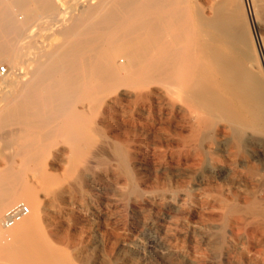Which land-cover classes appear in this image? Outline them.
<instances>
[{"label": "bare ground", "instance_id": "obj_1", "mask_svg": "<svg viewBox=\"0 0 264 264\" xmlns=\"http://www.w3.org/2000/svg\"><path fill=\"white\" fill-rule=\"evenodd\" d=\"M263 1L250 4L261 10ZM38 26L57 41L35 45ZM1 61L0 264H70L38 227L44 204L29 181L47 190L53 149L81 159L89 133L100 134L97 113L123 89L145 97L160 85L171 106L183 102L208 128L222 121L236 141L248 129L264 132V72L243 0H0ZM20 203L30 214L6 227V212ZM246 206L264 215L255 201Z\"/></svg>", "mask_w": 264, "mask_h": 264}, {"label": "rangeland", "instance_id": "obj_2", "mask_svg": "<svg viewBox=\"0 0 264 264\" xmlns=\"http://www.w3.org/2000/svg\"><path fill=\"white\" fill-rule=\"evenodd\" d=\"M243 2L264 72V1L261 10ZM35 35V45L57 41L49 27ZM151 89L145 97L123 89L97 113L100 134L89 133L81 159L70 160L67 146L53 149L47 190L29 181L55 255L70 264H264V215L246 208L251 200L264 209V132L248 129L236 141L222 121L205 127L183 102L171 106L160 85Z\"/></svg>", "mask_w": 264, "mask_h": 264}, {"label": "built area", "instance_id": "obj_3", "mask_svg": "<svg viewBox=\"0 0 264 264\" xmlns=\"http://www.w3.org/2000/svg\"><path fill=\"white\" fill-rule=\"evenodd\" d=\"M6 72H7L6 67L0 66V75L5 74ZM28 214H29V207L24 203H20L6 212L4 217V224L6 227H11L16 222L27 216Z\"/></svg>", "mask_w": 264, "mask_h": 264}]
</instances>
